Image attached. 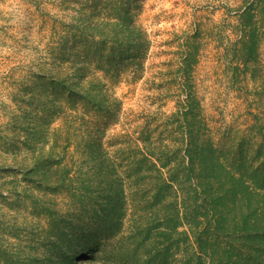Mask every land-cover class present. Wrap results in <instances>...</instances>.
<instances>
[{
    "label": "rangeland",
    "instance_id": "374dc122",
    "mask_svg": "<svg viewBox=\"0 0 264 264\" xmlns=\"http://www.w3.org/2000/svg\"><path fill=\"white\" fill-rule=\"evenodd\" d=\"M187 100L201 141L258 165L264 0H0V264H107L130 220L103 166L151 140L175 167Z\"/></svg>",
    "mask_w": 264,
    "mask_h": 264
},
{
    "label": "trees",
    "instance_id": "16d2710c",
    "mask_svg": "<svg viewBox=\"0 0 264 264\" xmlns=\"http://www.w3.org/2000/svg\"><path fill=\"white\" fill-rule=\"evenodd\" d=\"M186 65L187 77L192 64ZM190 89L189 83L180 88L189 99ZM185 103L184 155L175 167L158 155L162 144L151 140L137 164L103 166L100 196L111 220L120 226L125 216L130 220L126 243L110 252L107 264H264V146L256 148L258 165L247 167L244 160L233 166L225 147L216 154L198 128L186 127L190 101ZM122 171L127 178L149 173L151 186L136 181L132 193L135 180L123 181Z\"/></svg>",
    "mask_w": 264,
    "mask_h": 264
}]
</instances>
